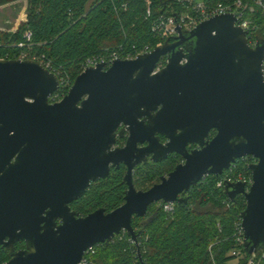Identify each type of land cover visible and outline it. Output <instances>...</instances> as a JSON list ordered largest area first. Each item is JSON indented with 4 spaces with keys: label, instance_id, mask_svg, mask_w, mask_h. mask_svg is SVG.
<instances>
[{
    "label": "water",
    "instance_id": "1",
    "mask_svg": "<svg viewBox=\"0 0 264 264\" xmlns=\"http://www.w3.org/2000/svg\"><path fill=\"white\" fill-rule=\"evenodd\" d=\"M176 32L173 43L136 59L86 69L53 104L54 75L35 61L0 60V247L10 256L3 264H79L88 248L122 232L136 244L133 218L160 202L184 204L203 176H220L245 157L255 160L248 191L224 183V193L245 199L248 255L264 248V40L250 47L229 14ZM120 128L128 132L121 148ZM150 154L155 163L170 154L183 163L136 190L132 173ZM120 165L123 204L77 217L69 204ZM18 242L24 249H14Z\"/></svg>",
    "mask_w": 264,
    "mask_h": 264
},
{
    "label": "trees",
    "instance_id": "2",
    "mask_svg": "<svg viewBox=\"0 0 264 264\" xmlns=\"http://www.w3.org/2000/svg\"><path fill=\"white\" fill-rule=\"evenodd\" d=\"M17 0H0V7ZM150 16L146 17V0H25L24 19L13 32L0 30V53L11 58L26 48L24 32L30 31L31 52L45 56L61 67L71 82L81 73L85 58L113 50L118 46L157 43L150 31L152 20L160 15L182 11L174 0H148ZM204 5H215L234 0H201ZM243 3L250 0H241ZM253 21L258 25V36L264 32V22L256 10ZM160 65H165L161 58ZM214 132L210 133L213 134ZM124 137L117 134L116 145ZM180 158H169L161 163H144L133 173V184L149 189L160 178L170 173ZM251 157L236 160V170L247 171ZM125 167L111 168L106 179L90 184L83 197L71 204V209L84 217L98 208L111 212L123 204L126 186L123 183ZM218 179L207 175L184 195L186 202L174 204V213L168 215L158 204L148 208L143 218H133L136 233L134 244L126 232L117 235L108 244L93 247V264H228L235 258L230 253L239 249L248 258L244 245L235 241V222L245 209V199L237 195L233 201L217 186ZM211 245L210 249L208 247ZM17 243L15 250L22 249ZM139 251V255L137 253ZM10 258L9 250L0 247V264ZM255 264H264V248L256 253Z\"/></svg>",
    "mask_w": 264,
    "mask_h": 264
},
{
    "label": "built area",
    "instance_id": "3",
    "mask_svg": "<svg viewBox=\"0 0 264 264\" xmlns=\"http://www.w3.org/2000/svg\"><path fill=\"white\" fill-rule=\"evenodd\" d=\"M174 1L182 8V11L173 15H160L159 17L152 20L150 31L157 39V43L154 47L148 43L141 46L133 45L129 50H125L121 46H118L113 50L105 49L102 53L85 58L81 64V72H84L88 68H95L98 64H103L104 69H107L115 60L136 59L140 55L149 53L157 46H161L172 41L174 42L177 38V26L181 31L188 32L192 30L198 23L218 15H232L234 17V26L246 33V38L250 47H255L259 40H264V32L261 36H258V25L253 21L255 12L258 10L262 21L264 22V0H250V2L247 3H243L241 0H234L225 3H218L215 5H204L201 0ZM146 4L147 8L145 15L146 17H149L150 10L148 8V0H146ZM24 38L26 39V43L18 44L17 47L26 48L27 50H21L19 53L13 56V58H11L7 52L0 53V60H30L40 64L49 74L54 75L58 80L56 91L48 97L49 103L53 104L60 102L67 95L70 87L72 86L69 75L61 67L55 66L45 56L31 52L30 31L24 32ZM163 66L164 65H160L158 62L155 71L160 70ZM262 76L264 82V60ZM254 162L255 160L253 159L250 164H253ZM250 164L246 163L247 171L244 170V167L242 170L237 171L236 165L232 164L230 168L225 170L220 176H215L218 179L217 186H223L224 183H242L245 186V190L248 191V188L252 183L251 174L248 170ZM206 176L207 175L203 176L199 183L202 182ZM158 205H160L162 210L168 215H172L174 213V204L160 202ZM234 230L235 241L238 245H243L244 236L241 227V217L235 222ZM210 247L211 245L208 247V249H210ZM93 254V247L88 248L79 264H93ZM230 255L238 260L245 258L244 254H242L239 249L233 250ZM255 261L256 254H252L245 259L243 264H255Z\"/></svg>",
    "mask_w": 264,
    "mask_h": 264
},
{
    "label": "rangeland",
    "instance_id": "4",
    "mask_svg": "<svg viewBox=\"0 0 264 264\" xmlns=\"http://www.w3.org/2000/svg\"><path fill=\"white\" fill-rule=\"evenodd\" d=\"M26 9L25 0H17L11 4L0 7V30L13 32L19 23L24 19ZM135 187V186H134ZM136 190H142L135 187ZM144 191V190H143ZM239 260L234 259L228 264H238Z\"/></svg>",
    "mask_w": 264,
    "mask_h": 264
},
{
    "label": "flooded vegetation",
    "instance_id": "5",
    "mask_svg": "<svg viewBox=\"0 0 264 264\" xmlns=\"http://www.w3.org/2000/svg\"><path fill=\"white\" fill-rule=\"evenodd\" d=\"M170 43H173V41L172 42H170ZM163 58H165V60H166V57H163ZM166 64V63H165ZM120 131H121V136L122 137H124V142H123V144L122 145H119V146H117L116 145V143H115V147H119V148H121V147H123L124 145H125V142H126V139H127V136H128V132H127V130L125 129V128H120ZM212 132H214L213 134H211V136H210V138L211 137H213L214 135H215V131H211V133ZM158 139H159V142L160 143H162V144H165L166 143V140L162 137V136H159V135H157L156 136ZM146 146V144H142V145H137V148L138 149H140V150H142V148H144ZM196 148V146L195 145H189L188 147H187V149L190 151V150H192V149H195ZM139 153V152H138ZM141 154V153H140ZM139 155V154H138ZM175 158V157H178V158H180V161L178 162V163H183V160H182V158L179 156V155H176V154H170V155H168L165 159H162L160 162H157V163H161V162H164V161H167L169 158ZM144 163H155L154 161H153V157H152V155L150 154V155H148V156H146V158H145V160L144 161H142L141 162V164H144ZM141 164H139V165H141ZM138 165V166H139ZM121 166V165H120ZM137 167V166H136ZM90 186V185H89ZM81 199V198H80ZM79 200V199H78ZM77 201V200H76ZM73 202H75V201H73ZM72 202V203H73ZM72 203H70L69 204V207H70V209H71V204ZM71 211H73L72 209H71ZM74 212V211H73ZM75 213V212H74ZM76 214V213H75ZM76 216L77 217H80V216H78L77 214H76ZM57 223H59V222H57ZM18 243H23V242H18ZM17 244V243H16ZM15 244V245H16ZM15 245H14V249H15ZM3 248V247H2ZM5 249V248H4ZM22 249H24V243H23V247H22ZM8 250V249H7ZM19 250V249H18ZM17 251V250H16Z\"/></svg>",
    "mask_w": 264,
    "mask_h": 264
}]
</instances>
